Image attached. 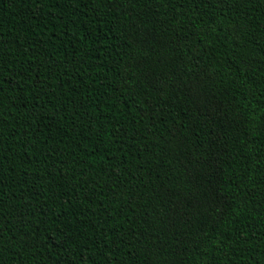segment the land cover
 I'll use <instances>...</instances> for the list:
<instances>
[{"label": "trees", "instance_id": "1", "mask_svg": "<svg viewBox=\"0 0 264 264\" xmlns=\"http://www.w3.org/2000/svg\"><path fill=\"white\" fill-rule=\"evenodd\" d=\"M0 264H264V0H0Z\"/></svg>", "mask_w": 264, "mask_h": 264}]
</instances>
